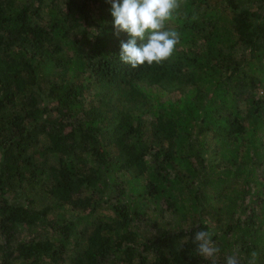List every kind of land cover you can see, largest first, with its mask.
Listing matches in <instances>:
<instances>
[{
	"label": "trees",
	"instance_id": "16d2710c",
	"mask_svg": "<svg viewBox=\"0 0 264 264\" xmlns=\"http://www.w3.org/2000/svg\"><path fill=\"white\" fill-rule=\"evenodd\" d=\"M110 7L0 0V264H264V0H181L135 69Z\"/></svg>",
	"mask_w": 264,
	"mask_h": 264
},
{
	"label": "clouds",
	"instance_id": "9594fccd",
	"mask_svg": "<svg viewBox=\"0 0 264 264\" xmlns=\"http://www.w3.org/2000/svg\"><path fill=\"white\" fill-rule=\"evenodd\" d=\"M113 17L115 34L128 35L121 41L119 59L133 69L145 63L151 66L169 59L179 43L180 36L175 30H165V22L180 7L181 0H106ZM214 232L200 230L195 232L193 243L196 253L211 264H216L220 252L213 242ZM257 253L253 251L247 264H257ZM225 264H242L238 254L225 257Z\"/></svg>",
	"mask_w": 264,
	"mask_h": 264
}]
</instances>
